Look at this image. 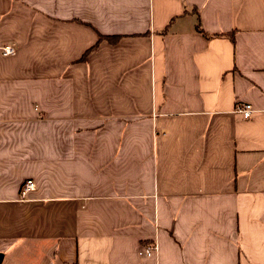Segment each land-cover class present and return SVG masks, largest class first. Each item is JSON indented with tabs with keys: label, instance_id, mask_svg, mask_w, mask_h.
Here are the masks:
<instances>
[{
	"label": "crops",
	"instance_id": "obj_1",
	"mask_svg": "<svg viewBox=\"0 0 264 264\" xmlns=\"http://www.w3.org/2000/svg\"><path fill=\"white\" fill-rule=\"evenodd\" d=\"M7 44L0 264H264V0H0Z\"/></svg>",
	"mask_w": 264,
	"mask_h": 264
},
{
	"label": "built area",
	"instance_id": "obj_2",
	"mask_svg": "<svg viewBox=\"0 0 264 264\" xmlns=\"http://www.w3.org/2000/svg\"><path fill=\"white\" fill-rule=\"evenodd\" d=\"M0 54L2 56H7V55H12L14 54V47L11 44H7V45H2L0 46ZM235 111L237 113H239L243 119H247L251 116L252 114V105L249 103H243V104H239L236 106ZM20 189H19V199H24L26 197V195L34 190L35 185L33 183V181L29 178H27L25 181L22 182V184L20 185ZM156 250V245L155 244H150L148 246H145L143 249H141L139 251V254L142 256H149L151 255L154 251Z\"/></svg>",
	"mask_w": 264,
	"mask_h": 264
},
{
	"label": "trees",
	"instance_id": "obj_3",
	"mask_svg": "<svg viewBox=\"0 0 264 264\" xmlns=\"http://www.w3.org/2000/svg\"><path fill=\"white\" fill-rule=\"evenodd\" d=\"M198 28V27H197ZM223 35V34H222ZM225 35V34H224Z\"/></svg>",
	"mask_w": 264,
	"mask_h": 264
}]
</instances>
